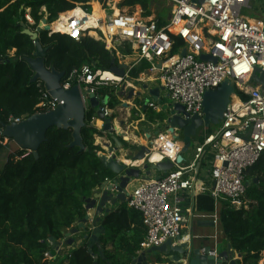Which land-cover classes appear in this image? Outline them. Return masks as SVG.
<instances>
[{"label":"built area","instance_id":"2783aa9c","mask_svg":"<svg viewBox=\"0 0 264 264\" xmlns=\"http://www.w3.org/2000/svg\"><path fill=\"white\" fill-rule=\"evenodd\" d=\"M166 1L171 13L168 21L163 20L165 24L161 19L144 17L140 6L135 13L119 11V15L115 8L102 7L104 18L91 20L93 10L89 12L85 6L77 5L74 10L58 15L56 21L62 14L66 16L63 20L65 32L49 31L50 35H66L76 42L86 37L94 38L105 43L107 50L115 52L116 57H120L125 43L130 44L132 54L124 56L133 59L131 70L143 62L151 65L145 79L132 81L163 86L172 102L184 106L191 117L204 118L206 92L219 89L226 80L236 90L219 129L213 133L204 132L202 141L189 153V158L182 154V135L178 129L171 132L165 119L166 127L155 137L158 143L146 144L151 154H146V160L137 167L155 163L151 157L156 151L161 156L157 163L168 161L174 168L162 174L160 180L152 177L149 181H138L133 191L129 190L126 203L142 214L147 229L140 253L160 247L168 240L176 243L178 238L184 237V230L197 212L194 193L209 194L217 207L228 201L235 209L247 208L244 200L247 171L264 156V91L261 85L251 82L256 68L264 70V0H205L200 4L194 0ZM42 10L46 13V8ZM77 10L83 15L76 14ZM251 11L261 15L245 16V12ZM45 18L48 23V16ZM25 19L28 26L35 24L30 9L26 10ZM92 23L97 27L92 28ZM173 37L183 40L177 53H174L177 42ZM183 50L187 51L186 56H182ZM204 54L215 57L217 62L202 61ZM152 77L153 81L148 80ZM125 81L110 70L88 64L65 76L62 87L69 90L79 86L87 104L90 94L101 102L108 96H101L99 90L117 88ZM38 87L42 94L38 113L55 110L59 102L42 83H38ZM147 108L157 114L163 113V106L155 101H149ZM100 110L105 118H111L115 127L117 119L109 107V97L108 104H100ZM94 119H97L96 114ZM119 124L124 126L123 122ZM115 132L118 133L117 126ZM106 143L112 145L110 141ZM105 144L101 147L107 152ZM181 154L184 161L178 163ZM46 257L52 258L49 254Z\"/></svg>","mask_w":264,"mask_h":264},{"label":"trees","instance_id":"16d2710c","mask_svg":"<svg viewBox=\"0 0 264 264\" xmlns=\"http://www.w3.org/2000/svg\"><path fill=\"white\" fill-rule=\"evenodd\" d=\"M91 1L0 0V128L2 124H10L11 117L23 120L40 111L37 107L42 94L38 83H31L35 73L25 61L36 52L34 41L22 34V18L27 23L26 10L30 9L35 22L30 28L35 31L46 15L48 23H53L60 13L72 11L77 5L91 12ZM152 1L124 0L120 7L140 6L147 18L152 16ZM99 5L92 4L96 15ZM173 38L177 42L174 53H177L183 40ZM39 40L42 47L48 49L46 67L65 72L66 76L88 64L111 70L112 56L116 55L107 50L105 43L91 37L76 42L66 35L41 31ZM120 52L131 55V45L125 43ZM150 68V63L143 62L130 71L129 77L137 80ZM118 105L117 95L110 96V109ZM148 110L146 108L144 113L149 121L165 119L162 113ZM95 114L89 107L87 126L82 130L84 152L69 147L73 141L72 130L51 128L47 141L38 150V159L27 151L6 157L0 167V264H133L135 258L140 257L147 229L142 214L129 208L127 203L104 220L106 234L100 239L102 254L95 247L93 257L89 246L84 244L67 257L57 258L58 261H49L46 257L53 252L50 240L63 241L64 234L85 217L84 200L107 179L114 178L102 163L100 155L105 151L96 145L95 136L101 132L92 125ZM5 141L0 134V157L10 150ZM123 143L129 147L128 143ZM246 181L250 185L244 200L249 208L235 209L230 202L223 201L218 206H221L219 223L227 243L242 255L238 264H260L264 253V156L247 171ZM194 203L197 212L214 214L217 211L216 202L209 194H198ZM143 264L174 263L157 256L154 263L148 259Z\"/></svg>","mask_w":264,"mask_h":264},{"label":"water","instance_id":"95a60500","mask_svg":"<svg viewBox=\"0 0 264 264\" xmlns=\"http://www.w3.org/2000/svg\"><path fill=\"white\" fill-rule=\"evenodd\" d=\"M194 1L200 4L205 0ZM23 19L21 22L22 34L29 36L36 46V52L33 57L25 59L35 73L31 79V83H42L51 97L59 102V105L55 110L36 113L23 120H16L14 117H11L10 124H2L0 134L7 140L10 148L2 156L9 158L11 155L21 151H27L38 159V150L47 141V132L51 128L72 130L73 141L69 147H77L81 152H84L86 147L82 138V130L87 126L86 114L88 107L96 112L97 119L103 123V131L111 136V140L114 143V146L106 143L105 146L108 150L100 155L104 167L114 175V178L107 179L93 191L91 197L84 200L85 217L64 234L66 240L56 241L54 238L50 240L53 252L49 254L52 258H58L63 249L67 247L72 248L79 244H86L89 246V253L95 257L96 254L93 252L95 247L98 248L100 254L103 252L100 239L106 234L103 228L104 220L122 204L126 203L132 184L138 181H149L152 177H155V174L160 175L155 177L156 180H160L161 175L172 170L174 165L166 161L151 165L146 163L141 168L122 162L118 157V154L123 151L121 135L115 132L116 126L114 127L111 118H105L104 112L100 110V104H108V97L100 102L94 94H90L88 103L86 104L79 86L65 90L62 87V81L66 73L57 71L55 68L49 69L45 65L48 49L43 48L40 44L39 35L41 31H50L47 19L44 18L39 24L41 30L38 28L35 31L29 28L28 24L23 22ZM186 55L187 51L183 50L182 56ZM117 59L118 57L115 55L112 56L113 66L110 71L126 79L122 85L123 93L121 96H124L129 90L128 83L133 80L127 75L131 71V68L129 64H117ZM201 60L217 62L215 57L206 54L201 56ZM251 82L261 85L264 91V70L256 68ZM129 91L128 100L137 99L142 96L148 97L143 107L146 109L150 100L157 103L161 102V94L166 90L161 85L151 87L145 84L142 93L137 92L136 88H131ZM235 95L236 90L229 80H226L219 89L206 92L203 102L204 118L199 116L191 117L185 111L184 106L180 104L173 103L163 106V113L165 114L167 126H170V131L178 129L182 135L183 155L191 150L193 140L198 136L200 130L209 128L211 125L218 126L220 124L228 104ZM117 97L121 98L118 95ZM88 104L89 106H87ZM122 107L124 109L128 108V104H123ZM152 139L151 134H148L146 140L148 145ZM146 154H151V149L147 145H142L136 153L134 152L132 156L127 154L126 157H130L129 160L133 163L142 162L146 160ZM182 154L177 158L178 163L184 161ZM249 185L250 182H246V186L248 187ZM197 195V193H194V197ZM161 255L174 264H238V261L242 259V255L236 254L229 244L227 250L221 251L217 246L196 247L194 238L184 239V237H180L176 243L168 240L160 247L143 251L140 257L135 258L133 264H143L150 257Z\"/></svg>","mask_w":264,"mask_h":264},{"label":"crops","instance_id":"0c3cea01","mask_svg":"<svg viewBox=\"0 0 264 264\" xmlns=\"http://www.w3.org/2000/svg\"><path fill=\"white\" fill-rule=\"evenodd\" d=\"M143 75L146 77L145 74H143ZM145 77H143L141 79L143 80V79H145ZM153 79L154 78L152 77V78H149L148 80L153 81ZM143 84L144 85L145 84H151V87L158 86V84H155L153 82H144ZM133 101H136V100L133 99L130 101V103L132 104V106L134 108L132 111H129L127 114H126V112H123L125 110H129V108H127V107L125 109H123V108H120L117 106L116 109H112L114 111V117L117 119V125L116 126H117L118 134L121 135V140L123 142L128 143V146H129V147H126V145L122 142V144H123L122 145V149H123L122 152L123 153L120 155V157L118 156L122 162H124L125 158H127L126 155L128 154V152H130L129 149L133 150L136 148L135 149V153H136L140 149V146L147 144L146 139H145V137L147 138V136H148L147 132L148 131L150 132L151 127L152 128L155 127L154 123L156 122V121L151 122V121L147 120V118H148L147 114L142 112V111H145L143 106H141V104L139 105L140 107L136 106V104H134ZM150 101L154 102L153 100H150ZM132 112L134 115L138 116L137 119H135V120L132 119V115H131ZM151 112H154V111L151 110ZM118 115H119V117H118ZM119 122H123L124 126H121L119 124ZM141 122H147V126L142 127V129H141L142 134L138 133V131H139L138 127L141 125L140 124ZM93 126L101 132V135L95 136V141L97 143L96 145L101 146L102 144H105L106 142L110 141L112 143V145L114 146V143L112 142L111 137L107 133L102 131L103 124L101 121H99L98 119H94ZM118 127L120 130H118ZM137 133L139 134V136L137 135ZM130 135H133L134 138H131ZM152 138L153 139L151 142L158 143L155 140V137H152ZM199 142L200 141H196L195 146ZM154 176L157 177L160 175L155 174ZM138 183L139 182H137V184ZM194 199H195V197H194ZM220 208H221V206L219 208L217 207V211L214 214H204V213L196 212L195 215L193 216V218H191L186 229L184 230V234H183L184 237L186 239H188L190 237L194 238V244L196 247L205 248V247H216L217 246L218 249L221 251L227 250V247H228L227 238H226V235L223 231L221 222L219 223V221H220V212H219ZM218 215H219V220H218ZM64 240H66V239H64ZM81 245L82 244H79L78 246H74L72 248L67 247L66 249H63V251H61L60 257L58 259H62L63 255H64V257H67L68 255H70V253L73 250L80 247ZM234 252L236 254H238L236 251H234Z\"/></svg>","mask_w":264,"mask_h":264},{"label":"rangeland","instance_id":"374dc122","mask_svg":"<svg viewBox=\"0 0 264 264\" xmlns=\"http://www.w3.org/2000/svg\"><path fill=\"white\" fill-rule=\"evenodd\" d=\"M95 2H97V4H100L99 5V12H98V14L99 15H102V16H105V14H104V11L102 10V7H104V8H109V7H111L112 9H114L115 8V12H119V11H126V12H129V13H135L136 11H139L141 8L139 7V6H136L134 9H131V8H121L120 7V4H121V2H123V0H109V1H107L106 3L105 2H102V1H100V0H92L91 1V3H90V6H91V9L93 10V6H92V4L93 3H95ZM140 8V9H139ZM151 13H152V16H151V18H155V19H163V20H165V21H168V19H169V17H170V13H171V6H170V4L166 1V0H154V1H152V5H151ZM112 11L110 10L109 12H108V14L109 13H111ZM250 13V14H249ZM249 13H244L245 14V16H247V17H249V18H255V17H259L261 14L259 13V12H255V11H251V12H249ZM31 26V25H30ZM30 26H28L29 28H30ZM38 28L41 30V28H40V25L38 26ZM37 28V29H38ZM32 29V28H31ZM13 53L14 52H12V55H13ZM132 58V57H131ZM118 61H119V64H121V63H125V64H131V62L133 61V59H130V58H125V56L121 53L120 54V57H118ZM143 77H145L144 75L143 76H140V78H143ZM130 85H132V86H128V88H129V90L131 89V88H136V90H137V92L139 91V92H141L142 93V91H143V86H144V84L143 83H141V82H135V81H131L130 83H129ZM123 85V84H122ZM122 85L121 86H118L117 88H114L115 86H113V87H110V88H103V90H99V93L101 94V96H104V95H102V94H107V96H111V97H113L114 95L116 96V95H118V96H121L122 95V93H123V91H122ZM148 85H150L151 86V84H148ZM159 86V85H158ZM127 91L126 93H125V95L124 96H121V98H119L118 99V101H119V105H118V107H120V108H122V106H123V104H128V108H129V110H125V111H123V112H126V114L129 112V111H132L133 110V106H132V104L130 103V101L131 100H127L128 99V96H129V92L130 91ZM109 96V97H110ZM148 97H146V96H142V97H140V98H137V99H135L136 101H133V103L134 104H136V106H139L140 104L144 107V102H146V100H148L147 99ZM126 103H125V102ZM149 102V101H148ZM147 102V103H148ZM140 103V104H139ZM158 104L161 106H165V105H171V104H173V102H172V100L170 99V97H169V95H168V93L166 92V91H164V92H162V94H161V102H158ZM88 106H89V104H88ZM140 107V106H139ZM116 109V108H115ZM142 112H145V111H142ZM149 112H151V109H149ZM132 119L133 120H135V119H137V117L138 116H136V115H134L133 114V112H132ZM162 115L164 116V118H165V114L164 113H162ZM118 117H119V115H118ZM147 120H148V118H147ZM163 121L164 120H158V121H156V122H158V123H154V125H155V127L154 128H152L151 127V129H150V134H151V136L152 137H156V134L159 132V131H161L162 129H163V127H166V124H164L163 123ZM141 125L138 127V133H140V134H142V127H145V126H147V122H141L140 123ZM219 126H220V124L218 125V126H213V125H211L209 128H206V129H202V130H200L199 131V133H198V136L193 140V143H192V148H191V150L187 153V154H185V156L186 157H188V155H189V153H191V151L194 149V147H195V144H196V141H202V139H203V135H204V132H206V133H213V132H215V131H217L218 129H219ZM133 129V128H132ZM131 129V130H132ZM137 133V135L139 136V134ZM181 134V133H180ZM110 136V135H109ZM111 137V136H110ZM7 143V140L5 141V144ZM97 144V143H96ZM128 145V144H127ZM127 147V146H126ZM136 149V148H135ZM135 149H133V150H131V149H129L130 150V152H128V155L129 156H132V154H133V152H135ZM9 151V149L6 151V152H8ZM123 152L121 151V153H119L118 154V156L120 157V155L122 154ZM189 158V157H188ZM127 159H130V157L128 158L127 157ZM5 161H6V157H4V156H1L0 157V167L5 163ZM140 182V181H139ZM136 182L134 183V184H132V186L130 187V190L131 191H133V189H134V187L136 186ZM247 208H249V206L247 207ZM76 246H78V245H76ZM157 257V256H156ZM156 257H150V261L152 262V263H154L155 262V258ZM161 257H163L162 255H161ZM48 258V260L49 261H56L57 259H52V258H49V257H47ZM167 260V259H166ZM58 261V260H57ZM260 264H264V253H263V260L260 262Z\"/></svg>","mask_w":264,"mask_h":264},{"label":"bare ground","instance_id":"6f19581e","mask_svg":"<svg viewBox=\"0 0 264 264\" xmlns=\"http://www.w3.org/2000/svg\"><path fill=\"white\" fill-rule=\"evenodd\" d=\"M75 13L78 14V15H80V16L83 15V13H82L81 10H77ZM115 13H116V15H119V12H115ZM64 18H66V16H64V15L62 14V15L60 16V19H59L58 21H56L55 23H53V24L50 26V30H54V32H56V33L65 32L64 21H63V20H65ZM99 18H104V16L99 15V14L96 15V14L93 12V14H92V16H91L90 19H91V20H97V19H99ZM91 26H92V28H93V27H97L96 23H92ZM109 76L111 77L112 75H109ZM129 86H130V85H129ZM234 101L237 103L238 99L236 98ZM118 130H120L119 127H118ZM121 130H122V129H121ZM120 132H121V131H120ZM121 133H122V132H121ZM130 136H131V138H134L133 135H130ZM99 142H100V141H99ZM151 160H152L153 162L157 163V162H159V161L161 160V156H160L156 151H154L153 156L151 157ZM124 162H125L126 164H128V165H136V166L142 164L141 161H140V162H135V163H133V162H131V160L126 159V158H125Z\"/></svg>","mask_w":264,"mask_h":264}]
</instances>
